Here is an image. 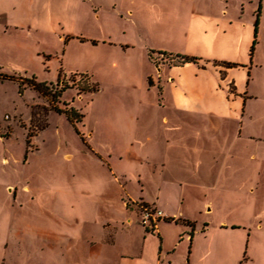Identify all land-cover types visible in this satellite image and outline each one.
<instances>
[{
    "label": "rangeland",
    "instance_id": "1",
    "mask_svg": "<svg viewBox=\"0 0 264 264\" xmlns=\"http://www.w3.org/2000/svg\"><path fill=\"white\" fill-rule=\"evenodd\" d=\"M166 1L0 0V264H264V0H193L223 114L152 79L192 56L157 49L190 27Z\"/></svg>",
    "mask_w": 264,
    "mask_h": 264
},
{
    "label": "crops",
    "instance_id": "2",
    "mask_svg": "<svg viewBox=\"0 0 264 264\" xmlns=\"http://www.w3.org/2000/svg\"><path fill=\"white\" fill-rule=\"evenodd\" d=\"M95 0H91V2ZM124 4L123 9L126 13H133L141 4L158 5L163 0H121ZM169 15L173 20L181 15V21L187 18L190 22L188 31L183 35V43L178 44L179 37L173 35L177 47L169 45H158V50H167V52L185 53L196 56L195 50L202 47H210L211 27L206 24L204 18L198 11L193 9V0H167ZM187 10V13H182ZM180 13V15H179ZM209 22V21H208ZM216 22L214 26L216 27ZM218 32V30H217ZM225 30H221V34ZM165 38L168 36H164ZM200 61V59H199ZM203 62V64H201ZM201 63H184L167 65L169 73L166 74L165 66L161 65L156 76L152 75L154 81H158L161 89L165 92L164 96H171L173 106L179 109H197L204 114H223L233 103L245 96V92L235 86L234 80L228 77L233 71V67H223L212 59L203 60ZM166 77V79L164 78ZM230 87V89H229ZM230 90V91H229ZM232 90V92H231ZM168 91V95H167ZM189 263V260L187 261ZM204 264H210L205 262Z\"/></svg>",
    "mask_w": 264,
    "mask_h": 264
},
{
    "label": "trees",
    "instance_id": "3",
    "mask_svg": "<svg viewBox=\"0 0 264 264\" xmlns=\"http://www.w3.org/2000/svg\"><path fill=\"white\" fill-rule=\"evenodd\" d=\"M256 25H257V21L255 23L254 34L256 33ZM176 57L179 58L177 60V62L179 64L188 63V62L198 63V61H199V58H197L195 56H187V55H178L177 54ZM220 65L225 66V67L234 66V64H230V63H220ZM3 77L8 78L10 76L4 75ZM28 81H29L31 87L33 89H35L36 91H38L40 94H43V95H48L49 94V95H51L50 97H51V99L53 101H57V98L62 93L61 92L62 90H57L56 89V90L53 91V87L51 88V86H52L51 84L36 82L34 77H31L30 79H28ZM57 84H58V82H57ZM88 91H97V86L91 87ZM54 110L60 111L58 108H55ZM70 112H71V114H75L76 116H78L73 109H70ZM165 220L170 221V220H172V218L168 217V218H165ZM185 222H186V224L190 225L193 228L192 230H194V224L193 223H191V222H189L187 220ZM147 231H149V230H147ZM190 237H191V235H190Z\"/></svg>",
    "mask_w": 264,
    "mask_h": 264
},
{
    "label": "built area",
    "instance_id": "4",
    "mask_svg": "<svg viewBox=\"0 0 264 264\" xmlns=\"http://www.w3.org/2000/svg\"><path fill=\"white\" fill-rule=\"evenodd\" d=\"M146 217H152L153 218V216H152V212H146ZM153 214H154V216H157L158 218H161L162 217V213H161V211H156V212H153ZM161 215V216H160ZM148 219V218H147Z\"/></svg>",
    "mask_w": 264,
    "mask_h": 264
}]
</instances>
